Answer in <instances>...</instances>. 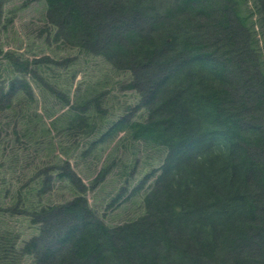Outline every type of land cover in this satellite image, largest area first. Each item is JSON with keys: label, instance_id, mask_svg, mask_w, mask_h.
<instances>
[{"label": "trees", "instance_id": "1", "mask_svg": "<svg viewBox=\"0 0 264 264\" xmlns=\"http://www.w3.org/2000/svg\"><path fill=\"white\" fill-rule=\"evenodd\" d=\"M45 1L56 40L129 74L126 88L139 95L142 113L105 123L96 100L71 101L51 75L71 68L73 58L9 59L0 137L4 131L8 143H27L32 173L14 199L38 230L22 255L34 264H264V48L244 0ZM43 68L49 76L33 81ZM34 85L67 108L62 115L44 114ZM59 127L81 143L63 147ZM121 133L164 157L129 195L144 191V213L111 226L90 205L70 158ZM58 186L67 197L43 199ZM0 264L12 263L0 252Z\"/></svg>", "mask_w": 264, "mask_h": 264}, {"label": "rangeland", "instance_id": "2", "mask_svg": "<svg viewBox=\"0 0 264 264\" xmlns=\"http://www.w3.org/2000/svg\"><path fill=\"white\" fill-rule=\"evenodd\" d=\"M242 10L254 23V30L257 32L255 33L264 48V0H244ZM55 34L56 28L49 23L47 17L45 0H6L0 13V83H8L13 77L14 67L9 62L11 57L24 56L30 60L47 56L56 60L70 57L73 58L72 67L53 71L51 77L59 76L57 81L68 89L71 101L76 98L83 101L96 100V105L100 106L102 112H106L105 123L124 114L133 113L136 118L142 113V109L138 107L139 95L136 91L126 88V84L131 80L129 74L115 70L111 64L99 57L86 59L85 54L78 49L56 40ZM50 70L43 68L39 73L46 72L39 80H35L34 76L31 78L42 84L49 76ZM33 87L42 100L44 109L41 110L45 115H50L56 110L59 111L57 113L59 115L67 109L56 105L57 99L54 97L45 95L43 99V92L37 86ZM3 120L5 119H0V128L3 126ZM60 128L56 132L63 147L70 149L78 142L81 143L80 136H61L58 133L61 131ZM4 135L3 131L0 137V241L5 247L0 246V252L12 264H34V258L22 255L21 249L24 242L38 235L37 225L32 224L29 217L22 212L21 205L18 210L16 209L17 201L14 199L18 190L26 183V174L32 173L26 167L27 143L23 137L17 143H8ZM3 155H7V158L2 160ZM16 155H19L20 162L18 165H11L9 162ZM163 157L164 154L159 148L129 140L127 135L121 133L103 147L96 146L91 153L83 156L78 154L75 158H70V161L71 167L86 185V196L90 205L107 224L116 226L144 213L142 200L144 191L133 197L129 195L146 174L161 164ZM113 163L115 164L106 180L99 186H93V180L99 171ZM149 184L150 182L148 186ZM123 188L125 192L121 194L120 199L114 200ZM63 196L67 197L66 188L58 186L52 194L42 197L59 199ZM35 197L38 199V195ZM14 237L16 242L12 247L14 241L11 244L7 243Z\"/></svg>", "mask_w": 264, "mask_h": 264}]
</instances>
